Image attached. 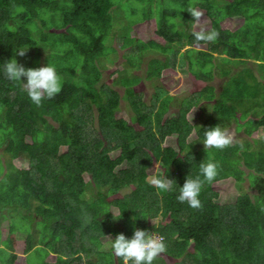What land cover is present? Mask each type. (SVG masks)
<instances>
[{
  "label": "trees",
  "instance_id": "16d2710c",
  "mask_svg": "<svg viewBox=\"0 0 264 264\" xmlns=\"http://www.w3.org/2000/svg\"><path fill=\"white\" fill-rule=\"evenodd\" d=\"M154 1L0 0V147L8 155L0 157V168L9 172L0 180V205L27 212L30 226L41 222L39 242L55 258L50 264H123L111 247L100 250L102 239L111 243L121 233L131 238L137 228L165 237L167 251L153 264H167L164 256L189 264H264V151H252L248 141L222 150L203 145L206 129L218 124L223 128L233 121L236 133L242 130L246 137L264 128V112L260 119L248 115L264 110V84L248 67L230 76L227 69L236 61L264 63V0H221L222 5L158 0L162 10L152 8ZM116 7L122 19L112 18ZM193 7L219 32L214 43L175 30L179 21L191 22ZM153 17L154 29L147 28L142 38L123 39L120 47L137 42L141 50L164 56L148 61L146 80L164 83L166 71L175 77L177 68L206 83L216 74L228 79L216 97L214 86L206 85L182 99L178 113L168 118H163L173 99L168 88L155 86V102L146 105L134 89L137 75L130 77L126 68L115 70L112 83L102 79L105 61L125 57L107 42L113 27L120 21L132 28ZM225 21L234 25L223 28ZM22 49H27L23 57L17 55ZM10 59L25 68L55 65L61 92L37 107L23 90L26 78H6ZM117 85L134 112L127 119L120 116ZM201 99L215 103L202 123H192L188 114ZM20 156L29 163L15 169L12 161ZM209 159L220 165L219 174L203 185L202 207L193 209L177 196L185 179L199 175L200 163ZM156 164L173 180L171 191L150 184ZM245 173L259 194L236 191L231 201L223 200L214 184L241 183ZM157 217L161 220L152 223ZM32 238L26 237L23 253L32 249ZM16 258L10 254L9 264Z\"/></svg>",
  "mask_w": 264,
  "mask_h": 264
},
{
  "label": "rangeland",
  "instance_id": "374dc122",
  "mask_svg": "<svg viewBox=\"0 0 264 264\" xmlns=\"http://www.w3.org/2000/svg\"><path fill=\"white\" fill-rule=\"evenodd\" d=\"M122 2V0H121ZM218 3L222 5V1L218 0ZM191 7V6H189ZM152 8L154 10H162L163 5L158 4V0H155L152 3ZM121 10L120 8H114L111 11V16L114 19H120L121 18ZM156 16V15H155ZM122 19V18H121ZM156 18L153 17L151 22L144 21L143 23H139L137 25H134V27L130 28L125 25V23H121L120 21L113 27L112 29V38L107 41L108 43L112 44L115 48H118L120 51L123 52V56L125 55L123 61L119 58V56L115 57L111 56L112 61L108 60L104 62V66L106 67V70L103 71L102 79L106 81V83H112V78H116V69H124L126 68L127 72L132 73L130 77H138L139 84L134 87L136 93H141L144 103L146 105H151L154 103L153 95L155 93V86H161L162 88H168V94L172 95L173 99L172 102L169 104L167 108V112L164 114L163 118H168L175 116L178 113V104L182 99H190L194 97L200 90L205 88L206 85L214 86V96H217V92L221 91V86L225 84V81H227V77H221L219 75H214L212 81L209 83H206L201 80H197L194 78L192 74L186 69V68H177V71H175L176 76H171L173 71H166V81L164 83L161 80H153L148 81L145 78L146 71L148 68V61L150 59H161L164 60V56L154 51L151 48H148L146 50H141L140 47L137 45V42H134L133 46H125L122 49L120 48L122 44H124L123 39H126L128 37H137L142 38L144 36V33L147 28L154 29L155 28V22ZM175 21H178L177 18H175ZM234 23L232 21H225L221 24L223 28L231 27ZM201 29H204L206 31L212 30L211 24L208 20H205L204 17H202V20L200 23H194L193 19L191 22L182 23L179 21V23L176 25L175 30L178 32H183L184 34H191L196 31H199ZM54 32L58 33L61 32L59 30H54ZM40 35L38 39L40 40ZM156 38V37H155ZM139 45L143 46L141 43L138 42ZM174 45V44H173ZM184 46V45H183ZM182 46V47H183ZM186 49V47H185ZM131 50H135V53L131 55ZM184 49H181L183 51ZM32 51V50H30ZM33 53V52H32ZM178 58V56H177ZM43 60V55H42ZM214 63L217 65L218 68H220V65L222 62L219 60L218 56L215 55ZM152 66L156 67L157 65ZM248 67L253 72L255 78L264 84V63H246L240 64L239 62H233L231 65L228 66L229 70V76L230 74H234L235 72H238L242 70V68ZM134 74V75H133ZM142 79V81H141ZM141 81V82H140ZM26 82V79H24L23 83ZM114 89L119 92L121 95L119 110L121 112L120 116L124 118L132 117L133 111L129 105L128 100L125 98L123 99L124 95V89L120 87L119 85L115 86ZM215 103V100H208V99H201L196 104L195 110H191L188 114L189 120H191L192 123L199 122L202 123L207 118V113L209 114L212 109V105ZM158 104H156L157 108ZM203 108V112L201 113L199 109ZM264 110H259V114H256L255 116L253 113L248 114L251 118H258L262 116ZM235 122L231 121L226 127L230 130V132L235 137V143H242L245 141H248V144L250 143L249 148L252 151H264V128H260L256 131L255 135H252L251 137H246L243 134V131L241 130L239 133H236L237 130L235 128ZM1 137V136H0ZM194 137V134H192L189 137V140ZM65 149L62 148L61 151H64ZM0 157L3 159H7L8 155L3 152V148L0 147ZM0 163L2 164V161L0 160ZM13 166L15 169H20L26 167V165L29 163L27 157L20 156V158L12 161ZM246 173V169H243ZM245 173L244 179L241 183H234L232 180H227L222 183H216L214 184L215 187L220 191V194L225 201H231L234 195L236 194V191L240 193H248L249 195H257L259 194V191L257 190V187L251 186L249 183V180L247 178V174ZM9 174V172L5 170H1L0 168V180L2 179V175L6 177ZM11 174V173H10ZM4 179V178H3ZM150 181V178H149ZM1 183V182H0ZM264 196V192H263ZM113 213L116 214V210L112 209ZM26 213L24 210L14 207H7L6 204L0 205V264H9L10 262V254H15L17 258L14 260L12 264H50L55 260L54 254H52L49 250H46L45 247H43L40 244V229H41V222L34 221V224L30 226V223L28 222V219L26 218ZM36 218V215L35 217ZM39 220L38 218H36ZM161 219L160 217H157L152 223L159 222ZM35 231L33 233V231ZM29 232L33 235V238L31 239L32 243V249L28 252L26 251L23 253V250L25 248V240ZM109 237H104L102 239L103 245L101 247V251H108L111 247V243L109 242ZM14 242V247L11 248L9 246L11 242ZM30 242V240H29ZM12 245V244H11ZM189 252L193 251L192 246L188 248ZM187 251V252H188ZM164 259L166 260L167 264H189V261L186 259H178L174 260L172 258L164 256ZM81 264H84L83 261Z\"/></svg>",
  "mask_w": 264,
  "mask_h": 264
},
{
  "label": "clouds",
  "instance_id": "9594fccd",
  "mask_svg": "<svg viewBox=\"0 0 264 264\" xmlns=\"http://www.w3.org/2000/svg\"><path fill=\"white\" fill-rule=\"evenodd\" d=\"M189 13L194 23H200L203 17L202 11L193 7L189 9ZM193 35L197 42L214 43L219 38V32L214 29L210 31L201 29L194 32ZM26 52L27 49L18 50L17 55L23 57ZM4 73L6 78L11 81L21 82V78H26V82L22 83L23 90L37 107L41 106L45 98L52 99L62 90L61 78L55 65L47 64L43 67L25 68L16 59H10L4 65ZM234 143V135L229 129L222 128L219 124L204 132L203 145L205 149L222 150ZM219 168L220 165L212 159L206 163H200V174L195 178L185 179L177 196L178 201L187 202L193 209L201 208L202 203L199 196L202 187L205 183L212 184L219 174ZM155 169H157V173L150 177V184L159 190L171 191L173 180L159 172L157 164ZM111 241L113 256L118 261L122 260L123 264H153L160 258V254L167 251L165 237L146 229H135L131 238H127L123 233L118 234Z\"/></svg>",
  "mask_w": 264,
  "mask_h": 264
}]
</instances>
